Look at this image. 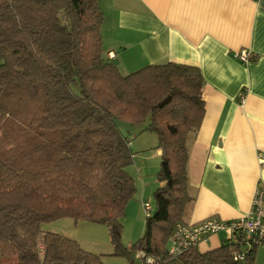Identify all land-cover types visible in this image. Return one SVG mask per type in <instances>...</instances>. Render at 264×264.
I'll use <instances>...</instances> for the list:
<instances>
[{
  "label": "trees",
  "instance_id": "1",
  "mask_svg": "<svg viewBox=\"0 0 264 264\" xmlns=\"http://www.w3.org/2000/svg\"><path fill=\"white\" fill-rule=\"evenodd\" d=\"M98 0H0V264H103L101 255L45 224H105L113 255L140 250L163 264H255L243 237L168 255L184 222L190 132L204 114L200 68L166 62L123 74L105 55ZM114 118L154 132L161 150L155 207L130 247L122 218L137 188L130 138ZM148 121L147 126L143 124Z\"/></svg>",
  "mask_w": 264,
  "mask_h": 264
},
{
  "label": "crops",
  "instance_id": "2",
  "mask_svg": "<svg viewBox=\"0 0 264 264\" xmlns=\"http://www.w3.org/2000/svg\"><path fill=\"white\" fill-rule=\"evenodd\" d=\"M98 3L104 12L105 55L115 53L111 60L123 74L166 62L196 66L203 74L205 114L188 137L190 201L184 222L211 216L232 221L246 215L256 188L264 185V0ZM243 51L253 59L242 61L237 54ZM156 156L161 157V150L156 149ZM153 178L158 182L156 174ZM134 179L139 204L144 203L151 182L140 189ZM239 239L219 231L197 248L206 252ZM243 243L244 251L251 250ZM134 264H139L136 257ZM255 264H264V243L255 248Z\"/></svg>",
  "mask_w": 264,
  "mask_h": 264
},
{
  "label": "rangeland",
  "instance_id": "3",
  "mask_svg": "<svg viewBox=\"0 0 264 264\" xmlns=\"http://www.w3.org/2000/svg\"><path fill=\"white\" fill-rule=\"evenodd\" d=\"M147 124L148 121L143 126H147ZM125 133L131 140L130 147L133 153V162L127 167V170L136 178L140 189L143 188L146 181L151 182L145 200H150L153 207H155L154 191L159 184H157V181L153 183V177L155 174L157 177L161 164V157L156 156L158 137L154 132L141 131L140 128L130 132L125 131ZM142 162L146 163L144 164L146 167V171L143 174L145 175L144 178L139 174ZM139 202V195L137 197L135 194L134 198L128 203L125 216L122 218L123 231L121 241L125 246L135 243L145 232L146 213L143 203L139 204ZM52 227H57L59 233L77 239L85 250L101 255L103 264H129L127 257L113 255L114 247L111 242L109 228L105 224L87 221L75 222L73 218H61L45 224L43 230L51 231L50 228L52 229ZM0 262H2L1 258Z\"/></svg>",
  "mask_w": 264,
  "mask_h": 264
},
{
  "label": "built area",
  "instance_id": "4",
  "mask_svg": "<svg viewBox=\"0 0 264 264\" xmlns=\"http://www.w3.org/2000/svg\"><path fill=\"white\" fill-rule=\"evenodd\" d=\"M244 62L253 59L248 51L237 54ZM110 59L115 58V53L109 52ZM244 95H241L243 100ZM146 217L153 211L151 201L143 203ZM226 231L232 239L243 237L252 249L264 243V185L259 184L252 199L250 211L239 219L227 221L220 217L211 216L196 223L179 222L173 234L169 238L168 255L172 259L184 256L192 248L198 247L199 243L208 235ZM247 251L237 252L236 260H244ZM139 264H163L160 257L147 254L144 250L135 253Z\"/></svg>",
  "mask_w": 264,
  "mask_h": 264
},
{
  "label": "water",
  "instance_id": "5",
  "mask_svg": "<svg viewBox=\"0 0 264 264\" xmlns=\"http://www.w3.org/2000/svg\"><path fill=\"white\" fill-rule=\"evenodd\" d=\"M114 123L120 128H123L125 130H128V131L135 130V126L131 122H126V121L114 118Z\"/></svg>",
  "mask_w": 264,
  "mask_h": 264
}]
</instances>
